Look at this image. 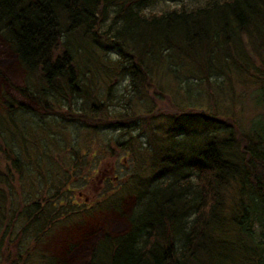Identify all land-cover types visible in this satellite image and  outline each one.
I'll return each mask as SVG.
<instances>
[{"label":"trees","instance_id":"1","mask_svg":"<svg viewBox=\"0 0 264 264\" xmlns=\"http://www.w3.org/2000/svg\"><path fill=\"white\" fill-rule=\"evenodd\" d=\"M156 1L0 0V39L22 69L18 83L0 71V186L8 192L15 175L35 182L24 170L37 159L34 149L63 147L72 137L67 130H77L73 123L93 133L131 130L146 114L135 113L137 98L146 99L151 87L162 102L165 77L186 95L181 108L170 102L175 111L163 110L164 118L162 110L148 114L155 124L162 120L142 151L132 149L137 135L123 140L134 160L127 174L116 170L120 183L102 203L51 213L52 199L74 201L59 193L54 164L36 175L53 185L49 199L14 209L15 197L0 194V264H62L34 241L46 224L71 227L82 212L109 208L125 225L97 235L86 264H264V114L244 118L232 107L236 99L229 110L215 100L218 89L230 93L217 79L232 90L235 72L258 82L251 104L264 108V0L182 2L147 12ZM119 78L128 97L117 104ZM124 143L117 141L125 152ZM134 202L138 208L127 214ZM19 222L23 232L12 239ZM27 232L36 244L23 258Z\"/></svg>","mask_w":264,"mask_h":264},{"label":"rangeland","instance_id":"2","mask_svg":"<svg viewBox=\"0 0 264 264\" xmlns=\"http://www.w3.org/2000/svg\"><path fill=\"white\" fill-rule=\"evenodd\" d=\"M201 1L202 0H157L156 2L148 5L146 7V11H153L157 13L166 8L179 6L182 2L188 3L190 6L192 4L200 3ZM0 71L4 74H7L9 76L8 78L15 83H18L21 80L20 78L22 75V69L14 61L12 54L4 46L1 39ZM214 79V77H210V80ZM217 81L223 82L224 85H221L227 87L230 92L221 93L220 89L215 91V100H217V103H223L224 108L227 107L229 110L231 108V104H229L231 103L230 99L234 98L236 100L232 107L234 111L241 110L244 118L245 116H248L250 119L252 116L264 114V108H254L251 104V96H254L258 86V82H256L252 76L238 75L237 73L233 72L231 74V84L233 86L232 90L229 86L230 82L226 78L220 77L217 79ZM161 82L163 84L161 86H164L162 87V90L165 93V96L162 95V102L157 100L156 94L153 93V88L151 87H149L146 99L137 98L139 103H137L138 110H135V113L146 114L138 116L140 117L137 118V120L139 119V124L136 125V127L133 126L131 130H125L126 127L116 128L115 130L105 129L99 133H93L90 132V130L79 128L77 123H73L71 126L76 127L77 130H67V132L72 137L69 139L70 135L65 133V138L69 140L63 146L64 148L49 144L47 149H42L39 152L34 149V156L37 155V159L34 163L27 161L26 168H24V170L25 172L28 170V172L32 174L33 180L35 182L30 181L29 178L26 179L22 175H19V178L17 175H15L14 180L10 183L9 187L11 193L7 191V186L3 185L0 186V194H12L15 197L13 200L14 209H20L23 206L29 205L33 201L41 202L45 199H49L48 197L53 191V185L51 183H45L43 180H41V177H37L36 175H39L38 170L41 168H43L48 173L49 171L47 166L54 164L58 170L61 168V171L57 173L55 177L58 179H54V181L60 182L59 193H63L64 195L66 194V197L71 198L74 201L59 203L57 199H52L56 202L57 207L52 209V205H49L48 207L51 208L49 210L51 213L62 214L63 209L67 208L68 210L71 209V207L76 206H80L82 208V205H84L82 209L85 210L87 205L92 206L98 202L102 203L103 200L107 198L108 195L112 193L114 188L120 183L116 170H120L118 174L122 173L124 175L127 174L126 170H128L129 166L131 165V159H133V157L130 154V144H128V141L124 143L125 141L123 140H126L130 135H137L138 137L135 138V140H132V149H134L136 153H138L137 150L142 151V144H148L146 142V136L148 135L147 133H149L151 129H156V124L162 120V117L157 118L155 124V118L151 117L153 118L151 119L147 117L148 114H150L151 111H154L155 114V112L159 113V111L162 110L158 115L163 114L164 118L166 111H175V109L170 106V102L175 103V105L180 108L181 105L185 104L184 99H186V95L181 89H179L178 92L174 89L172 80L165 77V79L161 80ZM124 83L125 81H121L119 78L118 82L113 85V90L115 88V92L113 93L114 97L112 100L115 103H117V101L122 103L124 98L128 97L127 95L121 94L126 93ZM204 87L205 83L203 82L201 86L198 87V89H203ZM14 94L17 95L18 93L15 92ZM167 95L171 98H167ZM149 99H152L154 103L148 101ZM110 107H114L116 109L119 108V106L116 104H113ZM163 110L165 111L164 113ZM59 111L65 110L61 108ZM31 119H33V116H31ZM47 120L49 119L47 118ZM57 125L63 127L66 130L65 125ZM55 126L56 125H53V127ZM41 133L44 134L46 132L41 131ZM49 135H51V132H49ZM117 141L126 144L125 152L119 148L120 146L117 145ZM71 143L77 148L79 156L76 157L70 152ZM124 144H122V146ZM41 153L44 156H41ZM68 160H71L72 162L68 167L69 170L65 171L64 168L69 163ZM120 160L124 163L123 165H126L125 169L122 168L123 165L120 163ZM70 170H74V172H71L72 174L70 175V179L67 180L63 176L65 174H69ZM13 174L16 173L13 172ZM67 188H70V190L68 191ZM125 198V202L126 200L128 202L127 197ZM5 202V208H7L8 200ZM129 208L127 210V214L135 211V209L138 208V204H135L134 202V204ZM73 221L76 222V224L72 225L71 227L69 225H63L55 228L56 226L54 225L51 228L48 226V224H46V227L44 226V232L37 240H34L30 233L27 232L26 239L28 240H26L27 243L24 245L26 247L21 249L23 252V258L34 253V251L31 249V246L35 245L36 243H34L33 240H39L37 243V248L45 252L51 251L62 260V264H86L88 250L93 244V241L99 237V234L107 230L114 231L115 229H119L125 225L124 218L120 216L119 212L114 211L113 208L105 209L101 212H99L97 209L95 212H93V214L90 215H86L82 212V214H79V217L76 216ZM22 223L24 224V222ZM22 223L19 222L17 224L15 233L13 236H10L12 239L14 237L18 238V235L23 232L21 227V225L23 226ZM46 230H49L50 232L46 233ZM48 234L50 235L48 236ZM7 247H10V245L8 244ZM7 254L8 249L3 252L2 256L4 257ZM24 264H28V261L24 262Z\"/></svg>","mask_w":264,"mask_h":264}]
</instances>
